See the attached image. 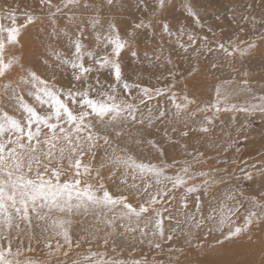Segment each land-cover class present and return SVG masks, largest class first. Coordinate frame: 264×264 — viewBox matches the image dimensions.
Returning a JSON list of instances; mask_svg holds the SVG:
<instances>
[{
    "label": "snow or ice",
    "instance_id": "6c2138e0",
    "mask_svg": "<svg viewBox=\"0 0 264 264\" xmlns=\"http://www.w3.org/2000/svg\"><path fill=\"white\" fill-rule=\"evenodd\" d=\"M139 3L148 10L147 0H138ZM38 4L41 14L46 10L45 31L50 43L43 50L31 53L25 52L23 35L30 27L42 23L40 16L35 10L25 11L22 22H18V9H0V264H49L48 258L54 256L65 258L57 259L56 264H150L147 257L126 261L106 251L110 248L115 253L126 244L131 257L136 244L145 242L155 249L169 245L170 253L180 254L187 246L188 251L199 249L205 256L187 264H264V169L256 170L257 191L247 192L246 186L241 185L257 183L256 174L242 170L241 176L225 179L226 169L224 175L220 174V168L199 169L206 162L205 153L188 150L193 133L198 138L211 136L217 114L221 112H258L264 118V88L257 96L250 86L251 72L244 71L240 87L231 92L217 83L215 95L205 107L195 97L178 96L174 90L178 83L169 81L159 87L132 80L121 62L125 52L133 57L138 55L134 45L140 30L155 25L161 39L175 38L172 48L182 51L185 58L190 52L199 53L202 49L209 53L221 51L233 59L237 54L241 57L258 54L264 69V29L258 42L230 38L227 42L213 41L211 46L207 35L197 36L190 31L193 27H204L199 0H181V15L189 23L173 22L163 15L172 0H152L149 16L130 25H121L116 19L113 10L117 0H59L58 3L38 0ZM75 9L92 10L88 23L94 31L102 26L101 13L107 10L103 21L107 32L103 39L110 51L94 56L86 49L83 20L77 25L80 38L73 36L70 55H62L51 43L69 36L59 16L65 10ZM68 19L75 22L76 17ZM241 19L248 21L249 17ZM251 22L255 28V16ZM260 23L264 25V16ZM207 31L215 35L211 26ZM162 53L161 48L156 61L162 59ZM171 55L170 52L166 58L168 64L173 63ZM69 66L71 74L65 78L63 73ZM217 68L214 61L207 68L189 63L185 73L192 76ZM102 69L111 72L112 79L107 85L98 78L93 83V73ZM134 74L139 75L135 70ZM168 74L173 80L180 79L172 69ZM261 80L264 81V74ZM225 83L231 85L232 81ZM237 93L251 96L258 103H230V97ZM165 96L170 107L148 108L147 113L142 110L154 98ZM197 114H203L200 124L189 126L187 121ZM231 120L236 117L232 116ZM164 121L172 123L171 131L180 138L172 146L183 149L189 159L179 161L174 157L171 163L161 162L166 153L154 139L153 129ZM180 123L183 127L178 128L176 125ZM143 146L155 150L154 161L135 155L134 149ZM220 150L227 151V146H220ZM101 151L104 155L98 167L84 163L87 158L95 161ZM235 151L239 152L240 148L237 146ZM174 166L178 170L169 174ZM105 167L106 177L102 174ZM106 179L116 185V192L106 185ZM210 194L216 203L205 213L203 197ZM173 201L185 210L183 219L171 214ZM246 203L250 207H245ZM88 215L94 218V224L84 230L86 235L74 240L73 218ZM173 220L175 225L171 226ZM165 221L170 225L167 228ZM254 230L261 233L257 239L251 235ZM178 239L182 244L177 243ZM244 240L248 249H258L259 260L238 258L245 252L228 247ZM81 241L87 244L86 251L69 259L70 253L81 247ZM93 243L105 251L93 250ZM41 245L46 249V259L29 255ZM209 253H215L216 258L209 259ZM169 264L173 262L170 260ZM175 264H180L178 257Z\"/></svg>",
    "mask_w": 264,
    "mask_h": 264
},
{
    "label": "rangeland",
    "instance_id": "374dc122",
    "mask_svg": "<svg viewBox=\"0 0 264 264\" xmlns=\"http://www.w3.org/2000/svg\"><path fill=\"white\" fill-rule=\"evenodd\" d=\"M54 3H58L59 0H53ZM148 10L146 11L143 3L138 4V0H117V7L113 10L116 19L121 25H130L134 21H138L141 18H147L151 12L152 0H147ZM122 4V6H121ZM251 5V7H249ZM18 9L16 15L19 18L18 22H22L23 13L25 11L35 10L36 14L40 16L42 23H37L36 25L30 27L26 33L23 35V41L25 44V52H37L43 50L44 46L50 43L49 38L46 34L45 29H47V19L46 10L44 14H41V9L38 4V0H0V9L4 8ZM202 23L204 25L201 28H191L190 31L197 36L207 35L208 43L211 46L213 41H223L227 42L228 39L233 38L237 41L244 40H259V33L264 29V25H261V17L264 16V0H199L198 4ZM91 9L85 12L81 9L75 10H65V12L59 16V22L61 26H67L69 30V36L62 37L57 43L56 41H51V43L57 47L62 55H70V50H72V39L80 38V33L77 32V25L80 24L81 20L84 21L83 27V42L88 51H91L95 56L97 53H102L103 51H110V47L107 41L103 39L107 32V25L103 21L107 18V10L101 13L102 26H98L94 31L90 24L88 23V18L91 15ZM2 14V13H0ZM75 15V22H71L68 17ZM164 16L168 17L170 20H180L182 23H189L181 15V0H172V4L169 5L168 9L163 13ZM233 16L235 19H233ZM242 16H248L249 20L244 21L241 19ZM256 17V26L253 28L251 17ZM219 17V19H217ZM7 23V21H5ZM211 26L213 28V33H209L207 28ZM243 28L244 31L241 32L240 29ZM100 36L101 39L97 40L96 37ZM186 39V37H185ZM175 42V38H169L165 36L161 39L159 34V28L153 26L147 29L140 30L138 34V42L134 45L137 50L138 55L133 57L130 53L125 52L122 58V64L125 66V74L131 77L132 80H139L145 86H159L163 87L166 82L178 83L179 87L174 89L177 95L187 94L190 97H195L199 102H202V106H207L210 97H214V86L217 83L222 85L223 89L232 91L240 87V79L244 71L251 72V82L250 86L255 90L256 95L260 94V89L264 88V81L261 80L262 74H264V69L261 68V58L258 54L241 57L238 54L235 59L226 57L221 51H213L212 53L207 52L206 49H202L199 53L190 52L187 58L179 49L173 50L172 45ZM161 47H157V45ZM243 46V45H242ZM161 48L163 49L162 59L156 61V55H161ZM172 53L171 59L172 64L167 63V57L169 53ZM179 52V55H177ZM35 60V57H32ZM88 60V57H85ZM216 62L218 65L217 69H213L207 72H201L200 74H193L192 76H187L185 69L189 67V63L197 66H203L205 68L209 67L210 62ZM90 62V61H89ZM147 69V71H144ZM169 69H172L179 80H173L169 76ZM135 72L139 75L134 74ZM71 74V68L68 67L67 71L63 73L64 77L67 78ZM99 79L101 83L107 85V83L112 79L111 72L109 69H102L100 72L93 73V83L96 79ZM185 81L187 83L185 84ZM226 81H232L231 85L225 83ZM66 82V79L65 81ZM135 94V93H133ZM230 103H238L241 105H250L252 103H258V101L253 100L251 96L246 94L233 95L230 97ZM158 106L170 107L168 104L167 97L160 99L154 98L147 108L142 110L147 113L148 108L155 110ZM194 107V106H193ZM203 114H197L194 118L189 119L187 122L189 126L196 127L200 124ZM235 116L236 120H231V117ZM172 123L168 121L161 122L153 129L154 139L159 142L160 146L165 150V157L161 162L171 163L172 158H176L179 161L184 159H189L183 149L179 147H173L172 142H179L180 138L177 133L171 131ZM178 128L183 127V123L176 125ZM167 132V137L165 136ZM122 142H116L120 144ZM189 151L193 149H199L205 153V163L199 165V169L208 170L211 168L222 169L221 175H224L223 169L227 170L229 176H241L242 170L247 172H252L257 175V183L244 182L241 187L246 186L247 192H255L258 189L259 174L256 172L257 169H264V118H261L258 112H251L248 114L244 113H219L217 114L215 130L208 138H198V134L193 133L191 138L188 140ZM115 146V145H114ZM220 146H227V151H221ZM240 148V151H235L236 147ZM111 151V149H109ZM135 155L145 161L155 160L156 152L155 150L149 149L147 146L134 149ZM104 153L101 151L93 161L91 158L84 160V163H91L93 168L98 167L99 159ZM227 160V164H217V160ZM65 167H67V162L65 161ZM198 169V170H199ZM178 167L174 166L170 170L169 174L177 171ZM102 174L105 177L108 174V169L105 167L102 170ZM66 177H62L64 179ZM95 183V181H92ZM129 182L131 183V178L129 177ZM106 185L112 189L113 192L117 191L116 185L109 180H105ZM118 183V181H117ZM127 191V189H121ZM214 191V190H213ZM219 195V193H215ZM203 209L205 213L211 210V207L215 206V200L212 194L203 197ZM191 204V202H189ZM167 207V205H166ZM245 207H250L247 203ZM171 214L173 217L183 219L184 209L180 208L175 201L170 205ZM94 224V218L91 215L88 216H77L73 218L72 233L73 239L86 235L85 229H89L91 225ZM175 225V220L171 222V226ZM169 222L165 221V227H169ZM103 227V225H101ZM253 239H257L261 233L259 230H254L251 233ZM55 241H53V244ZM118 243L119 240H118ZM177 243L182 244V241L178 239ZM214 244V241H210ZM136 251L130 257L129 253L131 249L125 244L117 249L113 253L110 248L107 249V253L110 256H116L125 259L126 261L131 258L142 259L147 257L150 264H169L171 260L173 264L177 257L180 260V264H187V261H197L205 259L203 253L197 249L196 251H188L187 246H185V252L183 254L168 251L169 245H162L161 249H155L150 247L147 242L140 245L136 244ZM231 249L236 247L237 249L244 251L245 255L242 259H255L259 260L260 254L258 249H248L247 241H241L237 245H228ZM87 244L81 241V247L74 249L70 253L71 258H75L78 254H84L86 251ZM93 250L105 251V249L98 248L96 243L92 245ZM46 249L41 245L36 249L35 252L29 254L34 257H39L42 260L45 257ZM209 259L216 258L215 253H209ZM49 259V264H56L57 259L64 260L65 258L51 257Z\"/></svg>",
    "mask_w": 264,
    "mask_h": 264
}]
</instances>
